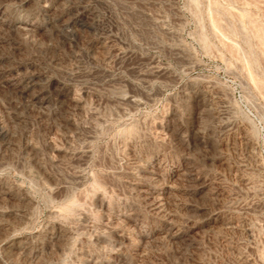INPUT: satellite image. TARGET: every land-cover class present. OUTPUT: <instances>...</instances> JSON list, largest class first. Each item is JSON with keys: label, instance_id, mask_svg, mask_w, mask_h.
Instances as JSON below:
<instances>
[{"label": "rangeland", "instance_id": "374dc122", "mask_svg": "<svg viewBox=\"0 0 264 264\" xmlns=\"http://www.w3.org/2000/svg\"><path fill=\"white\" fill-rule=\"evenodd\" d=\"M58 2L0 0V71L39 77L51 99L69 91L84 107L39 111L0 80V259L15 263L5 247L17 237L42 247L46 264H264V0ZM83 5L94 20L68 27ZM139 158L171 175L160 213L136 191ZM126 213L147 238L118 219Z\"/></svg>", "mask_w": 264, "mask_h": 264}, {"label": "bare ground", "instance_id": "6f19581e", "mask_svg": "<svg viewBox=\"0 0 264 264\" xmlns=\"http://www.w3.org/2000/svg\"><path fill=\"white\" fill-rule=\"evenodd\" d=\"M14 2V1H13ZM85 2V1H84ZM91 2V1H90ZM6 3V2H5ZM59 2H58V0H55V3H52V4H50V5H48V4H45L44 6L45 7H47L46 8V11H50L53 7H54V5L55 4H58ZM44 4V3H43ZM79 4H81V3H79ZM82 4H84V3H82ZM85 4H86V2H85ZM89 4H91V3H89ZM6 6H8V5H5L4 3H0V26H3L7 21H8V16L9 15H7V9H6ZM58 6V5H57ZM60 6H61V4H60ZM9 7V6H8ZM43 7V6H42ZM55 7H56V5H55ZM59 7V6H58ZM44 8V7H43ZM78 8V7H77ZM92 8H93V6H92ZM70 11V10H69ZM52 12V11H51ZM78 12V11H77ZM76 12V13H77ZM46 13V12H45ZM54 13V12H53ZM57 13V12H56ZM56 13H54V14H56ZM60 13H63V12H60ZM73 13V12H72ZM72 13H71V15H72ZM75 13V12H74ZM48 14H49V12H48ZM51 15V14H50ZM80 15H83V16H85L87 19H88V22H89V20H91V22H92V20H94V18H95V14L93 13V11L91 10V8H89V7H84V5H83V7H82V9L79 11V13H77V14H74L73 16H71L70 17V15H69V17L70 18H68L67 20H64L66 23H67V26L68 27H71V28H75V27H77V26H79V21H80V19H79V17H80ZM98 15V14H97ZM63 18H64V16L63 15H61V14H56V15H54V16H52L51 18H50V21L52 22V23H58L59 21H63ZM9 19H10V17H9ZM49 19V18H48ZM47 19V20H48ZM65 19H66V17H65ZM97 19H99V17H97ZM96 19V20H97ZM14 20V19H13ZM34 20V19H33ZM44 20V19H43ZM64 22V23H65ZM86 22V21H85ZM94 22V24L96 25V23H95V21H93ZM97 23L99 22V21H96ZM10 23V22H9ZM14 23V22H13ZM61 23V22H60ZM83 23V22H82ZM35 24V23H34ZM33 23H25V22H19L18 24H16L15 25V27H17V28H19V29H24V30H26V32H28V30H30L31 31V33H33L34 31H36L35 29H36V26L34 25ZM61 24H63V23H61ZM87 24V23H86ZM85 24V25H86ZM91 24V23H90ZM66 25V24H65ZM9 26V25H8ZM12 26V25H11ZM11 26H9V27H11ZM47 26V25H46ZM53 26V25H52ZM83 26V25H82ZM63 27H64V25H63ZM4 28V27H3ZM2 28V29H3ZM81 28V27H80ZM6 29V28H5ZM65 29H67V28H65ZM81 29H83V27L81 28ZM87 29H89V28H87ZM32 30H34L33 32H32ZM79 31H80V29H79ZM23 32V31H22ZM25 32V31H24ZM55 32V31H54ZM75 33V32H74ZM83 33V32H82ZM103 34V33H102ZM70 35V34H69ZM73 35V34H72ZM71 35V36H72ZM67 37V36H66ZM70 37V36H69ZM73 37V36H72ZM98 38V37H97ZM72 38H70V40H71ZM87 39V38H86ZM102 39V38H101ZM100 39V40H101ZM105 42V41H104ZM70 43V42H69ZM86 43H87V41H86ZM77 44V43H76ZM104 44V43H103ZM95 45V44H94ZM101 45V44H100ZM99 45V46H100ZM91 46V45H90ZM93 46V45H92ZM79 47V46H78ZM88 47V46H87ZM101 47V46H100ZM92 48V47H91ZM95 48H97V47H94L93 49H95ZM103 48V47H102ZM78 49V48H77ZM101 49V48H100ZM100 49H96V50H100ZM92 51V50H91ZM94 51V50H93ZM93 51L91 52L92 54L91 55H93ZM102 50H100V52H101ZM96 53V52H95ZM111 54V53H110ZM75 55V54H74ZM80 56V55H79ZM90 57V56H89ZM108 58V57H107ZM106 58V59H107ZM94 60V59H93ZM98 61V60H97ZM134 64V63H133ZM1 65V64H0ZM12 67H14V65L12 66ZM110 67V66H109ZM154 68H157V67H151V70L152 69H154ZM159 68V67H158ZM6 69V68H5ZM5 69H3V70H1L0 71V80L2 81V82H4L5 84L6 83H8V85H11V86H13L14 88H17V90H18V93H20L19 92V89H20V91H22V93H24L25 95H26V100L25 101H27V99H29V102L32 104V105H34V106H36L37 108V110H39V111H41V110H46V109H48L51 105H55L54 107H57V108H64L65 106H66V108H68L67 107V105H70V107H69V109L71 108L72 110H77V112H78V109H83V108H81L82 107V103L80 102V101H77V99H73V95L68 91V92H62L60 95H59V97H56L55 99L54 98H50L46 93H45V91H44V87L45 86H41L42 85V83L40 84V80L38 79L39 77H33V78H25V76H23L20 72H18V73H20V74H16V75H14L11 71H7V70H5ZM84 69V68H83ZM81 70V69H80ZM85 70V69H84ZM141 70V69H140ZM158 70V69H157ZM132 71V70H131ZM150 71V70H149ZM148 71V72H149ZM156 71V70H155ZM16 72V71H15ZM24 72V71H23ZM133 72V71H132ZM136 72V71H135ZM142 72V71H141ZM39 73V72H38ZM159 73V72H158ZM162 73V72H161ZM24 74V73H23ZM73 74V73H72ZM89 74V73H88ZM132 74V73H131ZM38 75V74H37ZM80 75V74H79ZM78 75V76H79ZM157 75V74H156ZM41 76V75H40ZM77 76V77H78ZM85 76V75H84ZM143 76V75H142ZM141 76V74H140V77H142ZM165 76V75H164ZM43 77V76H42ZM148 77H150V76H148ZM156 77V76H155ZM154 77V78H155ZM139 78V77H138ZM143 78V77H142ZM147 78V77H146ZM43 79V78H42ZM84 79V78H83ZM0 81V82H1ZM150 81V80H149ZM43 82H44V79H43ZM119 82V81H118ZM116 84V83H115ZM7 85V86H8ZM106 85V84H105ZM118 85V84H117ZM121 85V84H120ZM81 86V85H80ZM111 86V85H110ZM10 87V86H9ZM75 88V87H74ZM92 89V88H91ZM102 89V88H101ZM14 90V89H13ZM49 93V92H48ZM135 94V93H134ZM96 95V94H95ZM100 96V95H99ZM119 96V95H118ZM21 97V96H20ZM81 97V96H80ZM24 98V97H23ZM22 98V99H23ZM88 98V97H87ZM118 98V97H117ZM119 98H121V99H123L122 97H119ZM79 100V99H78ZM127 100V99H126ZM128 100H130V99H128ZM108 101H110V100H108ZM115 101V100H114ZM117 102H118V100H116ZM84 102V101H83ZM100 102V101H99ZM120 102V101H119ZM127 102H130V101H127ZM133 102V101H132ZM121 103V102H120ZM140 103V102H139ZM204 103V102H203ZM25 104V103H24ZM84 105H85V103H83ZM113 104V103H112ZM128 104V103H127ZM52 106V107H53ZM128 106V105H127ZM130 106V105H129ZM30 107V106H29ZM57 108H55V112H56V114H57ZM31 109V108H30ZM34 109V108H33ZM120 109H122V108H120ZM50 110V109H49ZM61 110V109H60ZM35 112H36V110H34ZM38 111V112H39ZM53 111H54V109H53ZM68 111H70V110H68ZM86 111V110H85ZM91 111V110H90ZM103 111V110H102ZM52 112V111H51ZM40 113V112H39ZM39 113H37V114H39ZM43 115H44V113L43 112H41ZM72 113V112H71ZM89 113V112H88ZM87 113V114H88ZM104 113V112H103ZM55 114V115H56ZM47 115V114H46ZM50 115H52V114H50L49 113V115L48 116H50ZM60 115H63V114H60ZM85 115V114H84ZM96 115V114H95ZM103 115V114H102ZM64 116V115H63ZM70 116H72V115H70ZM73 116H74V113H73ZM44 117V116H43ZM46 118V117H45ZM50 118V117H49ZM53 118V117H52ZM70 118V117H69ZM13 119V118H12ZM25 119V118H24ZM23 119V120H24ZM58 119V118H57ZM67 119V118H66ZM100 119V118H99ZM20 120V119H19ZM26 120V119H25ZM1 121V120H0ZM59 122V121H58ZM89 122V121H88ZM3 123H5V121H3ZM84 123V122H83ZM10 125V124H9ZM59 125V124H58ZM94 125V124H93ZM8 126V125H7ZM29 126V125H28ZM177 126V125H176ZM46 128V127H45ZM77 128V127H76ZM82 128V127H81ZM57 129V128H56ZM62 129V128H61ZM50 130V129H49ZM80 130V129H79ZM67 131V130H66ZM78 132V131H77ZM9 133V132H8ZM66 133V132H65ZM68 133H70V132H68ZM166 133V132H165ZM172 133V132H171ZM78 134V133H77ZM48 135V134H47ZM50 135V134H49ZM170 135V134H169ZM81 136V135H80ZM84 136V135H83ZM87 136V135H86ZM28 137H30V136H28ZM8 138H10V137H8ZM7 138V141H9V139ZM61 138V137H60ZM73 139V138H72ZM71 140V139H70ZM11 141V140H10ZM75 142V141H74ZM73 142V143H74ZM3 143V142H2ZM27 143V142H26ZM21 144V143H20ZM70 144V143H69ZM160 144V143H159ZM10 145V143L9 142H6L5 141V143H4V145H3V149L6 147V146H9ZM14 145V144H13ZM28 145V144H27ZM31 145V144H30ZM33 145V144H32ZM1 146V145H0ZM5 146V147H4ZM70 146H71V144H70ZM21 148V147H20ZM27 148V147H26ZM28 148H31V147H28ZM33 148H35L34 146H33ZM59 148V147H58ZM68 148V147H67ZM7 149V148H6ZM14 149V148H13ZM54 149V148H53ZM57 149V148H56ZM55 149V150H56ZM54 150V151H55ZM8 151V150H7ZM30 151V150H29ZM0 152H1V150H0ZM32 152H33V150H32ZM35 152H36V150H35ZM2 153V152H1ZM21 153V152H20ZM38 153V152H37ZM59 153V152H58ZM61 153V152H60ZM74 153V152H73ZM138 153V152H137ZM142 153V152H141ZM35 154V153H34ZM39 154V153H38ZM82 154V153H81ZM216 154V153H215ZM10 155V154H9ZM12 155V154H11ZM31 155H33V153L31 154ZM36 155V154H35ZM60 155H63V154H60ZM75 155V154H74ZM86 154H84V156H85ZM40 156V155H39ZM68 156V155H67ZM76 156V155H75ZM87 156V155H86ZM221 156V155H220ZM7 157V156H6ZM12 157H13V155H12ZM36 157V156H35ZM49 157V156H48ZM61 157H63V156H61ZM65 157V156H64ZM72 157V156H71ZM77 157V156H76ZM142 157V156H141ZM31 158H33V157H31ZM40 158V157H39ZM45 158V157H44ZM43 158V159H44ZM47 158V157H46ZM78 158H80L79 156H78ZM81 158H83L82 156H81ZM165 158V157H164ZM226 158V157H225ZM18 159V158H17ZM20 159V158H19ZM52 159V158H51ZM55 159V158H54ZM134 159H135V157H134ZM3 160V159H2ZM7 160V159H6ZM37 160V159H36ZM76 160H78V159H76ZM83 160V159H82ZM87 160V159H86ZM22 161V160H21ZM34 161H35V158H34ZM33 161V162H34ZM47 161V160H46ZM72 161H75L74 159L72 160ZM83 161H85V160H83ZM82 161V162H83ZM136 161V160H135ZM230 161V160H229ZM3 162V161H2ZM2 162H1V164H2ZM4 162H5V160H4ZM9 162V161H8ZM26 161H24V163H25ZM59 162V161H58ZM71 162V161H70ZM77 162V161H76ZM79 162V161H78ZM81 162V163H82ZM137 163V167H138V170H139V172H140V181L138 182V188H136V191H137V189L139 190L138 191V193L140 192L141 194H142V197H143V199L145 200V204H148L150 207H151V209H153V211H155V212H162V207H164L163 206V204L165 203V200L167 199V196L168 195H170V194H172V192H171V189H172V185H171V179H170V177H171V175H168V176H164V177H161V175H160V173H162V171L159 173L158 172V170L156 169V163L155 162H153V163H149L147 160H145L144 158L143 159H141V158H139V159H137V161H136ZM165 162V161H164ZM36 163L37 162H35L34 164L36 165ZM134 163V162H133ZM0 164V165H1ZM68 164V163H67ZM3 165H5V164H3ZM13 165H14V163H13ZM64 165V164H63ZM11 166V165H10ZM25 166V165H24ZM29 166V165H28ZM27 166V167H28ZM40 166V165H39ZM110 166V165H109ZM112 166V165H111ZM134 166H135V164H134ZM229 166V165H228ZM6 167V166H5ZM21 167V166H20ZM23 167V166H22ZM34 167H36V166H34ZM37 167H38V165H37ZM50 167V166H49ZM69 167V166H68ZM108 167V166H107ZM114 167V166H113ZM112 167V168H113ZM26 168V167H25ZM24 168V169H25ZM41 168V167H40ZM66 168V167H65ZM110 168V167H109ZM135 168V167H134ZM61 169H63V168H61ZM69 169V168H68ZM79 169V168H78ZM111 169V168H110ZM30 170V169H29ZM38 170V169H37ZM41 170V169H40ZM72 170V169H71ZM115 170H117V169H115ZM135 170H137V169H135ZM160 170V169H159ZM199 170V169H198ZM47 171V170H46ZM45 171V172H46ZM73 171V170H72ZM134 171V170H133ZM178 171V170H177ZM190 171V170H189ZM41 172H42V170H41ZM61 172V171H60ZM180 172V171H179ZM36 173V172H35ZM38 173H40V172H37V174ZM44 173V172H43ZM70 173V172H69ZM75 173V172H74ZM182 173V172H181ZM46 174V173H45ZM52 174V173H51ZM55 174V173H54ZM164 174V173H163ZM40 177L42 176L41 174H38ZM59 175V174H58ZM68 175V174H67ZM87 175V174H86ZM181 175V174H180ZM38 176V177H39ZM43 176H44V174H43ZM43 176H42V178H43ZM47 174L45 175V181L47 182V180H49V179H47ZM48 176H50V175H48ZM70 176V175H69ZM80 176V175H79ZM78 176V177H79ZM178 176H179V174H178ZM30 177V176H29ZM38 177H37V179H38ZM39 177V178H40ZM51 177V176H50ZM49 177V178H50ZM68 177V176H67ZM76 177V176H75ZM82 177V176H81ZM181 177V176H180ZM42 178H40V179H42ZM70 178H71V176H70ZM195 178H197V177H195ZM194 178V179H195ZM7 179V178H6ZM47 179V180H46ZM55 179V178H54ZM84 179V178H83ZM139 179V178H138ZM138 179H137V181H138ZM171 180V181H170ZM198 180V179H197ZM32 181V180H31ZM42 182H43V180H41ZM44 181V182H45ZM50 181L51 182H53L54 183V180H51L50 179ZM49 181V182H50ZM65 181V180H64ZM64 181H61V182H64ZM205 181V180H204ZM242 181V180H241ZM11 182V181H10ZM175 182V181H174ZM48 183V182H47ZM57 183V182H56ZM79 183V182H78ZM107 183V182H106ZM110 183V182H109ZM112 183V182H111ZM201 183H203V182H201ZM200 183V184H201ZM205 183V182H204ZM9 184V183H8ZM48 184H50V183H48ZM52 184V183H51ZM50 184V185H51ZM69 184V183H68ZM209 184V183H208ZM1 185V184H0ZM10 185H12V184H10ZM55 184H53V185H51V186H54ZM57 185H58V183H57ZM61 185H63V184H61ZM60 185V186H61ZM71 185V184H70ZM79 185H82V184H79ZM79 185H77V186H79ZM130 185V184H129ZM218 185V184H217ZM6 186V185H5ZM9 186V185H8ZM64 186V185H63ZM72 186V185H71ZM75 186V185H74ZM137 186V185H136ZM174 186H175V183H174ZM186 186H188V185H186ZM200 186V185H199ZM205 186V185H204ZM7 187V186H6ZM6 187H0V197H8V195H9V192H8V190H7V188ZM12 187V186H11ZM49 187V186H48ZM70 187V186H69ZM76 187V186H75ZM113 187V186H112ZM176 187V186H175ZM45 188V187H44ZM51 188V187H50ZM57 188V187H56ZM60 188V187H59ZM77 188V187H76ZM82 188V187H81ZM75 189V188H74ZM73 189V190H74ZM80 189V188H79ZM78 189V190H79ZM83 189H85V188H83ZM117 189V188H116ZM201 189V188H200ZM63 190H65V189H63ZM63 190H59V192H62ZM70 190V189H69ZM110 190V189H109ZM129 190V189H128ZM173 190V189H172ZM67 191V190H66ZM118 191V190H117ZM204 191V190H203ZM58 192V191H57ZM49 193V192H48ZM54 193V192H53ZM66 193V192H65ZM120 193H121V191H120ZM136 193V195L138 194L137 192H135ZM11 194V193H10ZM59 194H61V193H59ZM58 193H57V195H59ZM64 194V193H63ZM63 194H61V196L59 195V196H57V195H55L56 197H59L58 198V200H61V199H63ZM68 194V193H67ZM70 194V193H69ZM20 195V194H19ZM47 195V194H46ZM53 195V194H52ZM174 195H176V194H174ZM216 195V194H215ZM11 196H12V194H11ZM48 196V195H47ZM54 196V197H55ZM70 196V195H69ZM96 196V195H95ZM139 196V195H138ZM137 196V197H138ZM21 197V196H20ZM19 197V198H20ZM53 197V196H52ZM53 197V198H54ZM60 197H61V199H60ZM65 197V196H64ZM141 197V198H142ZM171 197H173V196H171ZM24 198V197H23ZM111 198V197H110ZM140 198V197H139ZM1 199V198H0ZM13 199V198H12ZM22 199V198H21ZM24 199H26V198H24ZM57 199V198H56ZM85 199V198H84ZM169 199V198H168ZM171 200V199H170ZM8 201H9V199H8ZM21 201V200H20ZM100 201H101V199H100ZM169 201V200H168ZM190 201V200H189ZM226 201V200H225ZM1 202V201H0ZM3 202H5V200L3 201ZM7 202V201H6ZM99 203V202H98ZM142 203H143V201H142ZM167 203V202H166ZM0 204H2V202L0 203ZM77 204V203H76ZM101 204H103V203H101ZM8 205V204H7ZM24 205H25V202H24ZM67 205V204H66ZM93 205V204H92ZM105 205V204H104ZM108 205V204H107ZM143 205H144V203H143ZM15 206H16V204H15ZM102 206V205H101ZM136 206V205H135ZM147 206V205H146ZM165 206H167V204L165 205ZM0 207H1V205H0ZM5 208H6V206H4ZM89 207V206H88ZM94 207V206H93ZM137 207V206H136ZM169 207V206H168ZM9 208V207H8ZM7 208V209H8ZM55 208H57V207H55ZM63 208H64V206H63ZM99 208V207H98ZM112 208V207H111ZM132 208V207H131ZM218 208H219V206H218ZM25 209V208H24ZM70 209H72V208H70ZM91 209V208H90ZM147 209V211H148V208H146ZM165 209V208H164ZM1 210V209H0ZM2 210H4V208L2 209ZM10 210V209H9ZM15 210V209H14ZM13 210V211H14ZM58 210V209H57ZM61 210V209H60ZM66 210H68V209H66ZM97 210V209H96ZM101 211H103L104 209H100ZM105 210H107V209H105ZM109 210V209H108ZM126 210V209H125ZM4 211H6V209L4 210ZM23 211V210H22ZM25 212H26V210H24ZM80 211V210H79ZM152 210L150 211V212H153ZM166 211V210H165ZM18 211H16V213H17ZM52 212V211H51ZM53 212H54V210H53ZM52 212V213H53ZM76 212H78V211H76ZM75 212V213H76ZM127 212V211H126ZM130 212V211H129ZM129 212H127L128 214H129ZM137 212V211H136ZM149 212V213H150ZM155 212H153V214L152 215H154V213ZM6 213V212H5ZM13 213H15V211L13 212ZM19 213V212H18ZM17 213V214H18ZM21 213V212H20ZM120 213V212H119ZM118 213V214H119ZM127 213H126V215H123V216H121V215H117L118 216V219H123L124 221H126V223L128 222L129 224H130V226L132 227V228H134L135 230H136V233H137V236H139L140 238H141V241L143 240V239H145V238H147L146 236V234L141 230V224H140V222L138 221V219L136 218V217H133V216H131V215H127ZM146 213V212H145ZM173 213V212H172ZM28 214V213H27ZM56 214H58V213H56ZM55 214V215H56ZM102 214V213H101ZM106 214H108V213H106ZM110 214V213H109ZM112 214V213H111ZM161 214H163V213H161ZM164 214H166V213H164ZM14 215H16V214H14ZM22 215L23 214H21L20 216L22 217ZM70 215V214H69ZM86 215V214H85ZM90 215V214H89ZM113 215V214H112ZM135 215V214H134ZM146 215V214H145ZM13 216V215H12ZM17 216V215H16ZM19 216V215H18ZM28 216V215H27ZM26 216V217H27ZM106 216V215H105ZM109 216V215H108ZM138 216H140V215H138ZM137 216V217H138ZM155 216V215H154ZM162 216V215H161ZM164 216H167V215H164ZM0 217H3V215L2 216H0ZM7 217V216H6ZM61 217H63V216H61ZM101 217H102V215H101ZM110 217V216H109ZM115 217V216H114ZM156 217V216H155ZM163 217V216H162ZM192 217V216H191ZM20 218V217H19ZM23 218V217H22ZM56 219V217H53V219ZM70 218V217H69ZM111 218V217H110ZM168 218V217H167ZM174 218V217H173ZM109 219V218H108ZM112 219V218H111ZM117 219V218H116ZM117 219V220H118ZM142 219V218H141ZM140 219V220H141ZM146 219V218H145ZM221 219V218H220ZM14 220H16V219H14ZM72 221H73V219H71ZM78 220V219H77ZM110 220V219H109ZM115 220V219H114ZM143 220V219H142ZM167 220H169V219H167ZM174 220V219H173ZM179 220V219H178ZM11 221V220H10ZM34 221V220H33ZM75 221V220H74ZM79 221V220H78ZM84 221V220H83ZM105 221V220H104ZM107 222H109L108 220H106ZM169 221H172V219L171 220H169ZM54 222V221H53ZM52 222V223H53ZM106 222V223H107ZM117 222V221H116ZM177 221H175V223H176ZM223 222V221H222ZM52 223H50V224H47V225H53ZM56 223H58L57 221H56ZM68 223H70V222H68ZM74 223V222H73ZM87 223V222H86ZM109 223H112V221L111 222H109ZM115 223V222H114ZM125 223V222H124ZM170 223V222H169ZM173 223H174V221H173ZM174 223V224H175ZM14 224V223H13ZM108 224V223H107ZM117 224V223H116ZM118 224H119V220H118ZM178 224V223H177ZM112 225V224H111ZM123 225V224H122ZM128 225V224H127ZM229 225V224H228ZM16 226V225H15ZM18 226H20V225H18ZM85 226H86V224H85ZM120 226H121V224H120ZM178 225H176V227H177ZM180 226V225H179ZM14 227V226H13ZM13 227H11L12 229H13ZM44 227V226H43ZM50 227V226H49ZM51 227H54V226H51ZM56 227H58L57 225H56ZM60 227V226H59ZM109 227V226H108ZM144 227H145V224H144ZM15 228V227H14ZM55 228V227H54ZM61 228H63V227H61ZM82 228V227H81ZM11 229V230H12ZM55 229H57V228H55ZM54 229V230H55ZM60 229V228H59ZM99 229H101V228H99ZM105 229V228H104ZM126 229H127V227H126ZM170 231L172 230V229H174V226L172 225H170V227L168 228ZM176 229V228H175ZM5 230V229H4ZM8 230V229H7ZM10 230V231H11ZM17 230V229H16ZM15 230V231H16ZM47 230V229H46ZM48 230H49V228H48ZM51 230H53V229H51ZM65 230V229H64ZM77 230V229H76ZM90 230V229H89ZM121 230V229H120ZM123 230V229H122ZM125 230V229H124ZM123 230V231H124ZM147 230V229H146ZM169 230H168V232H169ZM2 231V230H1ZM95 231V230H94ZM119 231V230H118ZM125 231H127V230H125ZM173 231V230H172ZM171 231V232H172ZM6 232V231H5ZM45 232V231H44ZM53 232V231H52ZM59 232H60V230H59ZM66 232V231H65ZM90 232V231H89ZM128 232V231H127ZM135 232V231H134ZM163 232V231H162ZM167 232V233H168ZM178 232V231H177ZM11 233H12V231H11ZM51 233V232H50ZM69 233V232H68ZM67 233V234H68ZM81 233V232H80ZM121 233V232H120ZM129 233V232H128ZM4 234V233H3ZM8 234V233H7ZM46 234V233H45ZM60 234V233H59ZM64 234V233H63ZM150 234V233H149ZM169 234V233H168ZM167 234V235H168ZM5 235V234H4ZM33 235V234H32ZM37 235V234H36ZM49 235V234H48ZM123 235V234H122ZM175 234H172L171 236H174ZM8 236H9V234H8ZM39 236V235H38ZM37 236V237H38ZM63 236H65V235H63ZM72 236V235H71ZM121 236V235H120ZM129 236V235H128ZM3 237H5V236H3ZM36 237V236H35ZM45 237V236H44ZM66 237V236H65ZM70 237V236H69ZM124 237V236H123ZM136 237V236H135ZM134 237V238H135ZM164 237V236H163ZM11 238V237H10ZM17 238V237H16ZM16 238H14V240H12L4 249L6 250V252H7V255L8 256H13V257H16L17 259H16V261H15V263L14 264H46L45 262L46 261H42L43 259L41 258V255L44 253V250H42V247H41V249H38V247L37 248H35L34 246H32L31 244H29L27 241H25V240H22L21 238L20 239H16ZM34 238V236L32 237V239ZM47 238V237H46ZM58 238H60L59 236H58ZM2 239V238H1ZM30 239V238H29ZM61 239H63V238H61ZM66 240H67V238H65ZM64 239V240H65ZM121 239V238H120ZM153 239V238H152ZM4 240V239H3ZM44 240V239H43ZM56 240H57V238H56ZM123 240V239H122ZM134 240V239H133ZM1 241V240H0ZM34 241H35V239H34ZM49 241V240H48ZM61 241H63V240H61ZM61 241L58 243L59 245H61L62 243H61ZM140 241V240H139ZM150 241V240H149ZM6 242V241H5ZM46 242V241H45ZM56 242V241H55ZM71 242V241H70ZM69 242V243H70ZM123 242V241H122ZM132 242V241H131ZM1 243V242H0ZM32 243V242H31ZM42 243H43V241H42ZM41 243V244H42ZM53 243V242H52ZM66 243V242H65ZM148 243V242H147ZM2 244V243H1ZM37 244V243H36ZM50 244V243H49ZM56 244H57V242H56ZM125 244V243H124ZM127 244V243H126ZM38 245V244H37ZM55 245V244H54ZM69 245V244H68ZM121 245V244H120ZM119 245V246H120ZM138 245V244H137ZM51 246L52 245H50L49 247L51 248ZM118 246V245H117ZM53 247V246H52ZM57 247V246H56ZM69 247V246H68ZM84 247V246H83ZM101 247H102V245H101ZM145 247V246H144ZM49 248V249H50ZM115 248V247H114ZM45 249V248H44ZM48 249V250H49ZM53 249V248H52ZM59 249H61V248H59ZM3 250V249H2ZM46 250V249H45ZM114 250V249H113ZM241 250V249H240ZM60 251V250H59ZM144 251H145V248H144ZM45 252H47V251H45ZM2 253H4V252H2ZM5 255V254H4ZM44 256H46V255H44ZM82 256V255H81ZM84 256H85V254H84ZM91 256V255H90ZM113 256V255H112ZM79 257V256H78ZM88 257V256H87ZM86 257V258H87ZM246 257V256H245ZM42 260H41V259ZM80 258H82V257H80ZM116 258V257H115ZM6 259V258H5ZM7 259H8V257H7ZM46 259V258H45ZM83 259V258H82ZM88 259V258H87ZM120 259V258H119ZM147 259V258H146ZM13 260V259H12ZM15 260V259H14ZM47 260V259H46ZM90 260V259H89ZM111 260V259H110ZM138 260V259H137ZM142 260V259H141ZM11 261V260H10ZM52 261V260H51ZM54 261V260H53ZM61 261H63V258H61ZM83 261V260H82ZM243 261V260H242ZM12 262V261H11ZM48 262H50V261H48ZM143 262V261H142ZM144 262H145V260H144ZM246 262V261H245ZM5 263V261L3 262V260H1L0 259V264H4ZM56 263H58V262H55V264ZM108 263V262H107ZM134 263V262H133ZM137 263H139V262H137ZM141 263V262H140ZM10 264V263H9ZM50 264V263H49ZM60 264V263H59ZM116 264V263H115Z\"/></svg>", "mask_w": 264, "mask_h": 264}]
</instances>
